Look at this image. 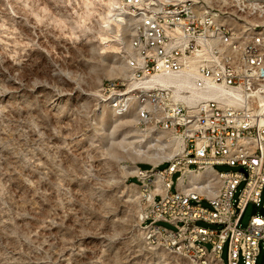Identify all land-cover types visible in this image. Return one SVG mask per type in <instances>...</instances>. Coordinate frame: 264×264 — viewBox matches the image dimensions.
Here are the masks:
<instances>
[{"label":"rangeland","instance_id":"374dc122","mask_svg":"<svg viewBox=\"0 0 264 264\" xmlns=\"http://www.w3.org/2000/svg\"><path fill=\"white\" fill-rule=\"evenodd\" d=\"M122 2L0 0V264H187L145 244L142 188L125 183L170 153L135 130L134 111L117 116L114 97L100 98L130 73ZM232 14L239 33L264 25ZM256 215L248 204L241 228Z\"/></svg>","mask_w":264,"mask_h":264},{"label":"built area","instance_id":"2783aa9c","mask_svg":"<svg viewBox=\"0 0 264 264\" xmlns=\"http://www.w3.org/2000/svg\"><path fill=\"white\" fill-rule=\"evenodd\" d=\"M121 7L128 42V24H135L143 51H126L129 76L101 84L100 98L125 97L122 107H136L139 113L135 130L149 142L154 130H163L169 141L160 151L172 154L148 170L135 166L137 173L125 179L129 186H144L138 200L145 244L175 257L190 255L198 264L202 257L210 264H255L264 250V107L259 116L254 112L257 95L264 94V52L207 24L204 12L232 18V11H253L256 18L264 0H123ZM259 40L264 43V37ZM179 77H186L190 88L155 82ZM219 89L244 94L245 106L211 97ZM147 102L156 104V112L145 114ZM141 116H149V125H142ZM217 165L237 170L217 172L218 197L209 200L206 184L190 185L189 175ZM156 170H163V178H156ZM156 190H163V197H156ZM250 203L262 213L242 229Z\"/></svg>","mask_w":264,"mask_h":264},{"label":"bare ground","instance_id":"6f19581e","mask_svg":"<svg viewBox=\"0 0 264 264\" xmlns=\"http://www.w3.org/2000/svg\"><path fill=\"white\" fill-rule=\"evenodd\" d=\"M248 15L252 16L253 11H248ZM257 17L264 16V11H257ZM235 16L232 14L231 17H221L211 14V12H204V21L211 26H215L217 29H224L229 31L233 35L234 39H239L241 41H249L250 48L254 52H264V43L261 42V37H264V33L260 29H264V25H254L251 29H246L244 32L239 33L233 27L226 23L228 19H233ZM258 29V30H257ZM128 32L130 33V42H128L129 53H136L143 51V39L141 38V30L135 24H128ZM125 59L127 68L131 71V62L128 53H125ZM157 84H175L177 87L182 89L190 88V81L186 77H179L174 79H160V81H155ZM261 93H264V87L261 88ZM193 97H198L197 93H193ZM112 107L115 109L117 116H122L130 111H134L136 119L139 121V113L136 107H122L125 104V97L113 96ZM211 97L226 100L230 105L233 106H245L246 96L239 92H228L222 89L217 90ZM264 107V97L261 94L257 95L256 109L254 112L257 116L260 115L261 109ZM156 112V104L154 102L145 103V114H153ZM141 123L149 125V116H141ZM154 141L150 142V147H155L157 149H163L167 147V133L163 130H154ZM149 142V141H148ZM160 142V144H159ZM173 153V152H172ZM170 152V157H171ZM137 173V170H136ZM156 178H163V170H156ZM190 185H204L206 184V191L209 200H216L219 193V175L213 167H206L205 169H200L198 176L189 175ZM138 186V185H137ZM140 188H142L141 197H144V186L140 183ZM156 197H163V190H156ZM168 251V250H167ZM170 253V251H168ZM181 257L187 264H198L193 261L190 255H177ZM202 264H210L209 257H202Z\"/></svg>","mask_w":264,"mask_h":264},{"label":"water","instance_id":"95a60500","mask_svg":"<svg viewBox=\"0 0 264 264\" xmlns=\"http://www.w3.org/2000/svg\"><path fill=\"white\" fill-rule=\"evenodd\" d=\"M262 213V211H260Z\"/></svg>","mask_w":264,"mask_h":264},{"label":"trees","instance_id":"16d2710c","mask_svg":"<svg viewBox=\"0 0 264 264\" xmlns=\"http://www.w3.org/2000/svg\"><path fill=\"white\" fill-rule=\"evenodd\" d=\"M161 167V166H160ZM148 170V169H147Z\"/></svg>","mask_w":264,"mask_h":264}]
</instances>
